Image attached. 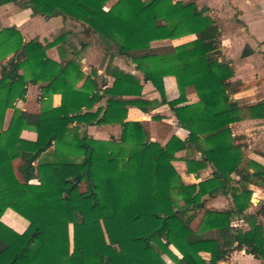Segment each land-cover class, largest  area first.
Wrapping results in <instances>:
<instances>
[{"label": "trees", "instance_id": "obj_1", "mask_svg": "<svg viewBox=\"0 0 264 264\" xmlns=\"http://www.w3.org/2000/svg\"><path fill=\"white\" fill-rule=\"evenodd\" d=\"M111 1L0 0V8L13 3L34 16L85 24L108 60L103 75L94 67L86 72L83 61L98 44L73 29L26 41L17 27L0 28V264H167L164 256L175 264H219L235 252L264 264L258 218L264 203L248 214L251 186L264 189V166L247 157L231 128L263 120L264 100L231 99L234 69L223 56L219 25L203 16L208 8L195 0H116L106 11ZM190 35L193 41L177 47H152ZM51 49L60 62L48 56ZM117 57L131 61L143 78L115 66ZM167 77L176 78L174 100L166 95ZM144 83L161 100L145 98ZM31 85L40 87L37 114L16 107ZM190 92L196 103L188 102ZM162 106L188 132L186 139L174 136L162 146L145 123L127 121L130 107L150 115ZM9 109L14 114L4 130ZM109 125L121 126L119 139L81 134L82 127ZM30 128L35 140L22 136ZM182 151L189 174L212 167V178L185 185L173 165ZM218 195L229 196L233 208L208 209L207 199ZM8 210L29 222L23 234L1 221ZM239 221L248 229L234 226Z\"/></svg>", "mask_w": 264, "mask_h": 264}, {"label": "crops", "instance_id": "obj_2", "mask_svg": "<svg viewBox=\"0 0 264 264\" xmlns=\"http://www.w3.org/2000/svg\"><path fill=\"white\" fill-rule=\"evenodd\" d=\"M199 8L206 7L210 10L208 14L203 16L211 15L220 27L221 37V50L223 56L226 60L231 62V66L234 69V77L231 79L233 86L236 88V92L232 95L231 99L234 101L241 102L246 105H255L264 100V0H195ZM14 5L8 4L0 8V15L6 10H11ZM33 14V13H32ZM34 16V15H33ZM43 18V17H42ZM38 19V18H37ZM45 19V18H43ZM40 19V20H43ZM50 22L63 21L62 17L47 19ZM0 16L1 29L9 28L15 26L13 24H5ZM15 27L20 30L16 25ZM61 27H65L62 25ZM88 29V31L86 30ZM91 32L90 28L83 24V29L79 33L83 34L86 38L91 37L88 33ZM94 35V34H93ZM97 36L94 35V40L98 44V47H102L99 40L96 39ZM186 38H192L188 42H183ZM195 39V36L190 35L177 40H166L159 41L164 43H170L173 46L164 47H177L186 43H189ZM44 41V40H41ZM157 43V42H155ZM97 47V48H98ZM154 47V46H152ZM156 48V47H154ZM54 50V49H52ZM96 50V49H95ZM58 55V54H57ZM90 58V57H89ZM88 58V59H89ZM118 58V57H117ZM53 60L60 62L58 57H53ZM88 59L84 60L86 62ZM122 59V58H121ZM124 61V59H123ZM128 60H125L127 62ZM120 69L135 74L138 71L130 72L125 68ZM85 70V68H84ZM104 73V71H103ZM100 71V74H103ZM136 75V74H135ZM142 77V76H141ZM143 78V77H142ZM109 85L111 86L114 82L112 78H108ZM81 84V85H80ZM78 87L83 85L80 83ZM143 95L145 98L154 100H161L160 94L155 90L151 83L143 84ZM32 89H36L37 98L40 96L39 85H31L28 88L27 97L31 95ZM165 89L166 95L169 100H174L179 96V91L177 87V82L175 77L165 78ZM27 100V99H26ZM189 103H196L198 101V96L196 93L190 92L187 96ZM56 101L53 106L59 107L61 104V96L55 95L53 97V102ZM26 101H20L16 104V107L22 111L29 112L22 108ZM39 104V109H41V104ZM40 112V110H39ZM39 112H29L37 114ZM14 110L9 109L7 111V116L5 119V127L8 128L12 120ZM159 118V119H156ZM129 122H143L149 127L151 140L157 142L162 146L166 145L170 139L174 136L179 137L184 140L188 136V132L181 128L178 121L168 106H162L156 109L152 114L147 115L141 112L139 109L130 107L128 112ZM90 129H97V133L100 135H107L112 137V135L119 139L121 136L122 128L120 125H109V126H88ZM107 128L102 129V128ZM154 127V128H153ZM233 134L236 137H242V143L246 145L247 157L250 160L257 162L258 164L264 166V150L260 148H254L259 143L258 140L264 144V119L263 120H249L239 123H235L231 126ZM23 138L24 134H23ZM110 138L108 140H110ZM27 139V138H25ZM34 138L29 140H35ZM96 140H102L101 137L93 138ZM102 140V141H108ZM255 142V144H253ZM257 149V150H256ZM249 150V152H248ZM186 151L177 153V161L173 163L175 169L182 177L186 185L198 184L200 182L206 181L212 178L213 169L208 167L202 170L198 176L189 174L186 163L183 161ZM251 190H255L254 196L261 199L253 203L256 207H261L264 203V189L259 187H251ZM229 196L218 195L215 198L207 199L206 207L210 210L223 211L228 210L219 206L223 201V198H228ZM264 216V215H262ZM243 221H241L242 223ZM262 222V221H261ZM263 223V222H262ZM264 226V223H263ZM241 255L244 252H239ZM235 255L238 252L234 253ZM232 255L235 257V255ZM246 264H261L259 260H256L251 255H247ZM238 257V256H237ZM231 258V257H230ZM229 258V259H230ZM240 259V258H239ZM226 261L224 262V264ZM242 263V262H241Z\"/></svg>", "mask_w": 264, "mask_h": 264}, {"label": "rangeland", "instance_id": "obj_3", "mask_svg": "<svg viewBox=\"0 0 264 264\" xmlns=\"http://www.w3.org/2000/svg\"><path fill=\"white\" fill-rule=\"evenodd\" d=\"M115 2H116V0L111 1L105 7V10L108 11L114 5ZM11 8H12L11 10H6V11L2 12V15H0V16H1L2 20H4L3 22L5 24H13L15 26L17 25L20 28V32L22 33V35L26 41H30L31 39L36 38V37L40 38V40H44L46 38H49L50 35L52 33H54L57 29L61 28L62 25H64L66 29H68V30L73 29L76 32H80L83 29V23L77 22L73 19H67L65 22L59 21V22H54V23L53 22L48 23L50 20L43 19L41 16H33L32 11L30 9L22 8L20 5H14ZM40 19H43V20H40ZM0 27H1V23H0ZM88 35L91 38H94L92 31L89 32ZM190 40H192V38H186V39H184L183 42L185 43V42H188ZM74 41L78 43L77 38H74ZM152 46H154L156 48H162L164 46H173V44L171 45L170 43H164V42L158 41L157 43H155V42L152 43ZM57 54H58V51L56 49H54V50L51 49L48 51V56L51 59L53 57H58L59 54L58 55ZM107 62H108V60H106V58H105L104 50L102 49V47L101 48L98 47V48H96V50H94V52L92 53L90 58L86 62L83 63V66H84L86 72H89L90 69L92 67H94V68L100 69L101 73H103V71L105 69V66H103V64L105 63V65H106ZM113 64L114 65L119 64L118 66H120L121 68L123 67L126 70L133 72V73H134V71H137L136 66L131 61L125 62V60L123 61V59H121V58H115L113 60ZM135 74L142 79L143 75L140 72H137ZM26 99L27 100L25 102V105H23L22 108H24L25 110H27L29 112H39V110H41V109H39L36 89H32L31 95L26 97ZM55 102L56 101H54L53 103L56 104ZM6 116H7V113H6ZM6 116H5V119H6ZM7 129L8 128L5 127V122H4V130H7ZM102 129L107 130V128H104V127ZM0 132H1V127H0ZM23 134H24V137L27 139H32L35 136V132L31 128L24 131L22 133V136H23ZM81 134H87L91 138L101 137L102 140H108L110 138L104 134L100 135L99 133H97V129H92V128L90 129L89 127H82L81 128ZM111 138H115V137L112 135ZM258 142L259 143L257 144V146H255L254 148H260V149L264 150V144L261 143L262 140H261V142L258 140ZM253 144H255V142ZM248 152H249V150H248ZM19 165H20V161L17 160L14 162L16 177L18 178V180H20L22 182L23 181L22 177L17 170ZM183 182H184V180H183ZM253 187H255V186H253ZM82 189L85 190L84 185L82 186ZM252 192H253L252 197H251L252 206L249 209L248 214L255 215L258 213L259 207L254 206L253 203H256L257 200L261 201V199L254 196L255 190L254 191L252 190ZM219 206L229 210V209L233 208V202H232L230 197L223 198V201L221 202V204H219ZM202 217H203V214L198 215L197 219L192 224V227L194 230H197V228L201 222ZM258 218H259L260 222L262 221L264 223V216L259 215ZM1 221L6 226L10 227L11 229H13L14 231H16L19 234H23L27 230V228L29 227V222L12 210H8L3 215ZM234 226H237V227L242 228L244 230L248 229V226L243 222L241 223V221L235 222ZM72 234H73L72 226H70L71 239H72ZM202 256L206 259H208V257H209L207 254H202ZM163 258L167 262V264H175L167 256H164ZM246 259H247V256L245 254L241 255L238 252V254L235 255V257L231 256V258L228 259L225 264H246ZM219 264H224V262H221Z\"/></svg>", "mask_w": 264, "mask_h": 264}, {"label": "water", "instance_id": "obj_4", "mask_svg": "<svg viewBox=\"0 0 264 264\" xmlns=\"http://www.w3.org/2000/svg\"><path fill=\"white\" fill-rule=\"evenodd\" d=\"M86 30L88 31V29H86ZM80 179H81V176H80V175H78V176L75 178V180H76L77 182H79Z\"/></svg>", "mask_w": 264, "mask_h": 264}]
</instances>
